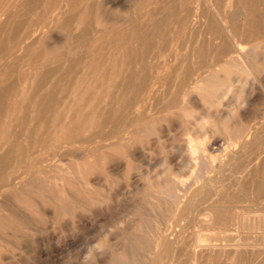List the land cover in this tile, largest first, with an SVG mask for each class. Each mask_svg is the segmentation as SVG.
<instances>
[{"label": "bare ground", "instance_id": "obj_1", "mask_svg": "<svg viewBox=\"0 0 264 264\" xmlns=\"http://www.w3.org/2000/svg\"><path fill=\"white\" fill-rule=\"evenodd\" d=\"M139 2V11L112 22L93 0H0V264L13 258L4 242L20 244L15 221L37 225L45 206L52 224L78 218L85 229L86 215L116 224V244L102 227L109 234L93 247L97 259L70 255L65 264H239L238 252L257 243L253 230L264 238V207L253 217L249 204L264 193V144L254 152L252 128L237 116L249 119L250 99L220 109L233 102L232 83L247 85L234 74L258 80L244 43L211 0ZM199 2L211 12L212 38L193 41L186 34L207 19ZM250 21L245 40L258 32L259 20ZM60 36L71 45L63 54L50 48L62 46ZM175 121L179 131L162 146L163 126L170 132ZM63 158L70 163L56 165ZM122 166L143 181L126 223L117 221L127 211L118 195L94 183L111 187ZM37 257L50 264L41 251ZM22 260L9 264H30Z\"/></svg>", "mask_w": 264, "mask_h": 264}, {"label": "rangeland", "instance_id": "obj_2", "mask_svg": "<svg viewBox=\"0 0 264 264\" xmlns=\"http://www.w3.org/2000/svg\"><path fill=\"white\" fill-rule=\"evenodd\" d=\"M139 1L140 0H137V2L135 4L134 3L135 1L133 2V0H98V4H97V0L96 1L93 0L94 3L96 2L95 4L98 5V7L101 6L99 8L100 13H102V14L105 13L104 16L106 17V19L107 18L109 19L111 17V19H109V21H112V22H115V21L116 22H123L121 20L126 19V17H128L130 13H133V12L136 13L137 11H139V8H140V5H139L140 2ZM200 3L201 2L196 3L197 5L196 4L195 5H196V7L199 6L198 11L204 13V15L207 17V19L204 18L205 21L203 20L204 23H202V25L196 26L193 29V31L191 30V31H189V33L186 34L185 38L186 37H188V39L191 38V40H193V41H197L198 39L209 40L210 38H212V33L210 31L211 30V24L213 21V20H211L212 17L210 16L211 12L207 8V4H205L203 2L201 4ZM211 4L215 8V10L220 14V17L223 19V21L226 23V25L229 28L233 29V31L235 32V34L237 36L236 37L237 40L244 43L245 50H246L245 54L250 55L249 61L251 60V63L253 65V70H254L256 77L258 79L256 82H254L251 79L246 80V76L242 75L241 73L234 74L232 78H236L238 81H243V82L246 81L247 85L243 86V84H241L240 82L232 83L231 87H232L233 102H231L229 99H224V100L220 101V103L223 105L220 108L221 111L225 110V112H230V110L232 111V109H233V104L235 101L242 103L243 101L250 99V107L249 108L251 110V116L249 117V119L244 121L240 117L241 112H239V111L237 112V116H238L239 121H243L244 123L248 124L252 128L253 138H256L257 143H258L257 146L254 147V149H253L254 152H256V151L261 150V147L264 144V139H263V137L261 138V136H262L261 135V129L264 126V0H211ZM201 8H203L205 10L207 9V10L204 12L203 9H201ZM240 11H242L244 13V15H245L244 18H246V19H241L240 17H238ZM107 15H109V16H107ZM254 17H255V20H257V19L259 20V22L256 21L257 24L259 23L257 25L258 26V32H257V34H253V35H251V37H249L245 40L244 39L245 38L244 37L245 27L251 26L252 21H250V20L253 19ZM209 20L211 23H209ZM208 26H210L209 30H208V28H206ZM205 35L206 36L208 35L207 36L208 39H207V37H205ZM210 35H211V37H210ZM192 37H193V39H192ZM60 38L62 41V46L58 45L59 47L58 46L56 47V45L52 44V46L50 48H54L55 52H57V53L59 52L58 54H63L64 52H67L68 46H71V45L65 36H60ZM242 39H244V40H242ZM183 41H185V40H183ZM185 42H187V39ZM211 45H214V42H212ZM63 46H65L64 49H62ZM236 56H237V54L233 53V54L225 57L222 60H224V61H226L228 59L233 60ZM25 67H26V64L25 63L22 64V68L25 69ZM241 90H243L244 94H240ZM251 94H252V96L250 97ZM196 106H197V108L196 107L195 108L197 109V112L203 113L206 110V108L200 102H198ZM176 124L179 126V122L177 123L175 121V123L170 126V128H171L170 132L165 126H163L164 127L163 133H165V134L164 135H162L163 133L161 134L162 146H167L168 148H170L169 147L170 140L166 141V139H168L170 136H174L177 134L176 132L179 131L180 128L178 126L176 127L175 126ZM174 126L176 127V129L173 128ZM181 126L182 125L180 124V127ZM174 130H175V133H174ZM178 144L180 146H183L184 142L182 141ZM157 157L155 156V159H156V162H155L156 166L154 168L155 173L156 172L158 173L161 170V168L159 167L160 161H158V160L162 159V155H158ZM77 160L78 159H75L74 161L78 162ZM59 163L60 164H58V162H56V165L62 166V163H63V167H64V165L67 163L66 164V166H67L70 163V161L66 158H63L61 160V162H59ZM123 169H124V166L120 167L119 170H117L118 172L116 171L114 173L113 178H114L115 182L112 185L114 189L112 188V186L109 187L106 184V182L103 183V180H104L103 178H98V179L94 180V183L97 181L95 183L96 186L99 187L100 190L101 189H102V191L104 190L105 193H107V194L114 193V194L118 195V201H119L120 206L126 207L127 211H124L123 213H119L117 215V221L126 223L128 220V217H125L124 215L133 211V205L136 203V202H134V199L137 198V199L141 200L143 197V194L141 192L140 193L135 192L136 191L134 188L136 186L135 182H137V184H139L140 188H141L143 185V181L141 180V175H139V173L132 174L128 179L126 177V174H125V169L124 170ZM53 170H54V167L50 171V174H52V175H54V173H55ZM228 178H230V176H228L227 179ZM116 179H117V181H116ZM125 181H128V182H125ZM127 184H128V186H126ZM125 195H126V197H125ZM250 196L252 198L250 199L249 204H250V206H252L253 211H254L252 216L253 217H259V215H260L259 211L264 207V205H263L264 193L261 195L262 197L258 196V199H255V197H257V195H255V194H252ZM127 198H129V199H127ZM146 206H148V205H146ZM241 206L243 207V206H245V204H242ZM42 211H44V216H45L44 221L45 222L41 220L39 223L40 225L39 224L35 225L32 222L27 223V222L18 221V220L15 221V224L18 227V230H20V229L22 230V231H19V235H18V242H20V244H18V245L12 244L11 245V244H9L10 242L9 243L4 242V244H3L4 246H3L2 250L11 251L12 254L8 255V257L11 256L13 258L12 259L8 258L9 261L5 260L7 262L3 261L2 264H9L11 261H16V263H20L21 261H23L22 259L24 257H26V259L30 262V264H40V261L38 260V257H37L38 251H41L43 253L44 258L43 257L42 258L44 261L47 259H50V264H65L70 255H77L79 257L80 262H86L87 257H89V256H91L90 259H94V260L97 259V257H95V255H94L95 253H94L93 247L96 243H99V242L105 243L107 241L106 235H108L109 233L112 234V236L109 239V243L110 244H116L118 242V239L115 237V231L116 230H115V228H113V226H115L116 224L114 222L112 224H108V223H106L105 219L102 217H99V216L95 217L92 215H86L84 218L85 223H86V227H85V229H80L78 226L79 225V223H78L79 219L78 218L72 219L70 217H66V218L60 219L58 223L52 224L51 221L53 219V213H52L53 210L51 209V207H50V209H49V206L42 207L41 212ZM47 218H48V220H47ZM90 218H91V220H89ZM49 219H51V220H49ZM87 219H88V221H87ZM90 221H91V224H90ZM17 223H19V225H17ZM46 223H47V225L45 226L44 224H46ZM51 225L53 226V228ZM102 227H105V229H107L109 233L104 234ZM60 229H61L62 233H60ZM26 231H29V232H26ZM68 233L69 234L72 233V234L76 235V241L73 245H69V244L65 245L66 242H64V239L60 238V237L68 236ZM261 233H262V231L259 230L258 228L253 230V239L251 242L254 244L255 243L254 240L257 241V243H255L254 248H256V249L258 248V249L255 250L253 248L252 250H249V251L241 250L240 252H238L237 256L239 258V262H240L239 264H264V245H262V244H264V242H263L264 238H263ZM240 235L245 236L244 233H240L239 237H238L239 240L243 239L242 236L240 238ZM38 236H39V238H38ZM261 237L263 238V240ZM8 238H11V236H8ZM25 238H26V240H25ZM31 238H32V240H31ZM38 239H41V243H40L41 245L36 242ZM29 240H31L32 242ZM257 244L259 245V247L262 245V247H260L261 249H259ZM48 245H49V247H48ZM34 248H35V250H34ZM14 249H15V251H14ZM144 253L149 254L148 252H146V249L144 250ZM14 257H16V258H14ZM64 259H65V261H64ZM98 263H100V262L98 261ZM236 264H238V263H236Z\"/></svg>", "mask_w": 264, "mask_h": 264}]
</instances>
